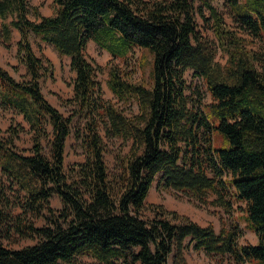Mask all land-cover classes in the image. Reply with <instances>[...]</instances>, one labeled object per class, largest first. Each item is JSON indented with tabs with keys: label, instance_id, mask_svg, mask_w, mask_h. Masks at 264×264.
Here are the masks:
<instances>
[{
	"label": "trees",
	"instance_id": "1",
	"mask_svg": "<svg viewBox=\"0 0 264 264\" xmlns=\"http://www.w3.org/2000/svg\"><path fill=\"white\" fill-rule=\"evenodd\" d=\"M214 1L53 0L52 14L35 9L38 20H31L28 0H0V36L7 43L17 30L15 56L26 69L18 80L0 65V106L21 114L31 134L27 155L14 150L21 126L0 137V205L10 209L0 208V264H70L83 254L94 259L91 264H188L189 248L235 264H264V0H224L258 49L247 48ZM197 18L226 53L223 65L203 40ZM32 34L69 58L73 115L64 116L44 96L48 69ZM89 40L113 58L126 60L134 47L151 54L149 85L133 82L118 65L107 71L109 90L124 103L135 102L137 114L103 100L102 69L84 54ZM188 70L203 81L209 103L189 89ZM74 116L84 161L66 171ZM104 138L129 144L116 156L113 174ZM155 180L160 190L184 191L200 202L212 194L210 202L225 212L241 202L256 243L240 244L237 224L216 232L161 204L146 205ZM6 187L16 191L19 213L12 212ZM54 194L62 203L56 213L49 204ZM30 216L45 225L36 227ZM11 231L35 242L11 249L1 240Z\"/></svg>",
	"mask_w": 264,
	"mask_h": 264
},
{
	"label": "rangeland",
	"instance_id": "2",
	"mask_svg": "<svg viewBox=\"0 0 264 264\" xmlns=\"http://www.w3.org/2000/svg\"><path fill=\"white\" fill-rule=\"evenodd\" d=\"M214 4L222 13L226 25L243 37L247 48L258 49L259 44L256 39H254L250 34L244 32L235 22L226 1L215 0ZM28 6L31 10V13L28 15L31 20H38L32 13L35 9L40 15L44 16H48L54 11L53 0H28ZM9 20L10 18L6 21L8 22ZM197 21L199 24L198 29L203 40L207 41V44H209V47L214 53L215 60L223 65L227 59L226 53L219 45V42L213 35L212 31L208 28L209 26L206 21H203L200 18H197ZM18 38L19 34L15 29H12L11 40L7 43H5L0 36V65L15 79L21 80L26 78V69L23 65H18V61L15 56L17 49L16 42ZM31 42L35 53L45 59V65L48 69V73L41 81L44 96L64 116L73 115V110L75 108L72 89L74 72L69 67V58L66 56H60L51 45L39 41L33 34L31 35ZM84 54L92 64L99 65L102 69L98 75V80L103 100L113 103L128 116L137 114L138 106L135 102L124 103L118 100L109 90L106 85L108 75L107 71L110 65H118L125 71H130L132 73L133 82L149 85L151 82V54L143 48L134 47L126 60L113 58L108 52L100 49L91 40H89L85 46ZM16 65H18V69L14 70ZM185 78L189 89H198L204 103H209L211 101V96L207 92L203 81L199 77L193 75L191 70H188L185 73ZM72 122L74 129L71 135L67 138L65 146L64 165L66 171H69L70 167L74 166L76 162L84 161L82 149L74 137V130L80 122L79 118L74 116L72 118ZM11 126L22 127L14 139V150L21 154H29L31 148V134L28 130V124L24 121L21 114L12 109L0 106V137H7L8 129ZM104 144V158L108 171L111 174L116 173L118 169L116 156L125 154L129 150V144L121 143V141L117 139L108 140L106 138H104ZM214 144L215 146L221 144V137L216 136ZM43 146V151L48 153L46 141H43ZM4 178L5 177H3V179ZM5 183L9 185L7 181H5ZM5 194L7 196V200L11 203L12 212L19 213L20 209L16 204V191L6 187ZM213 198L214 196L209 194L206 202H200L189 196V194L184 191L172 189L160 190L157 187V181L155 180L151 185L145 202L146 205L161 204L166 210H175L179 215L187 216L201 226H213L216 232H219L223 228L237 224L241 230L238 242L240 244L256 243V234L246 227L245 221L243 220L245 213L241 209L244 204L234 201L229 212H225L221 207L213 205L210 202ZM5 204L6 203H2L0 208L6 211L10 210L7 207L3 208ZM49 204L55 213L62 208V203L59 197L55 194L50 198ZM150 213L151 212L148 211L146 212V215H151ZM29 220L36 227L45 225V220L42 217L33 218L30 216ZM1 240L11 249L20 248L35 242L32 238H21L14 231H11L8 236L2 237ZM184 256L188 264H235L226 256L207 255L202 251H196L192 248L185 250ZM92 262H94V259L90 255L83 254L76 256L70 264H91ZM169 264H172L171 259H169Z\"/></svg>",
	"mask_w": 264,
	"mask_h": 264
}]
</instances>
